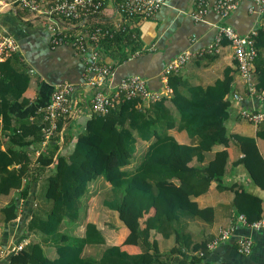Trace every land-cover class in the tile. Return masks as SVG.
Masks as SVG:
<instances>
[{"label": "trees", "instance_id": "16d2710c", "mask_svg": "<svg viewBox=\"0 0 264 264\" xmlns=\"http://www.w3.org/2000/svg\"><path fill=\"white\" fill-rule=\"evenodd\" d=\"M255 43V89L264 93L262 32ZM224 45L230 47L229 41L222 39ZM136 54L145 51L139 52L138 37L133 40L131 33L118 32L101 43V55L111 60L113 68ZM208 56L189 62L196 64ZM21 57L14 55L0 63V198H7L0 209V225L18 217L21 199L29 209L24 211L22 237L15 241L27 243L5 264H210L207 244L212 237L197 240L192 225H211L215 214L214 208H199L195 200L207 194L213 182L218 190H226L221 181L230 165L228 153H214V149L237 148L242 157L231 165L242 166L251 182L264 191V159L256 139L230 135L225 126L232 70L226 69L221 79L205 87L190 83L180 73L171 74L166 82L171 95L148 103L125 100L105 115L91 114L74 139L63 134L68 120L62 118L58 133L33 161L29 151L39 149L44 113L36 107L25 119L11 114L15 103L30 106L24 93L35 78ZM172 130L184 133L191 143H179ZM256 137L264 140V121ZM65 142L71 146L66 154L61 152ZM139 143L148 146L136 154ZM132 164L134 168L127 170ZM99 179L109 185L99 194L101 209L117 213L127 231L122 245L136 246L140 253L130 255L120 246L108 245L98 224L84 221L90 186ZM232 190L235 217L244 215L252 222L262 216L259 198L242 187ZM155 235L171 239L173 246L161 252ZM44 247L53 250L52 257Z\"/></svg>", "mask_w": 264, "mask_h": 264}, {"label": "crops", "instance_id": "0c3cea01", "mask_svg": "<svg viewBox=\"0 0 264 264\" xmlns=\"http://www.w3.org/2000/svg\"><path fill=\"white\" fill-rule=\"evenodd\" d=\"M2 0H0L1 2ZM196 0H166L156 16L152 19H136L135 27L138 37L139 52L145 51L144 55L134 56L127 62L115 68V75L112 84L118 83L121 79L138 75L146 80L150 91L161 94L163 84L159 74L163 67L174 57L185 51L197 52L206 49L214 41L217 27L230 26L237 33L244 35L256 27L258 18L249 13L251 0H237L238 6L226 19H221L214 12L210 11L202 22H193L189 16L194 8ZM213 4L216 0H206ZM20 15H19V14ZM20 10H11L9 8L0 9V23L5 31L12 35L19 43L23 60L35 76L30 88L24 93V97L30 101L28 108H22L15 103L11 108V114L19 119H25L29 116L31 110L45 105L49 100V94L57 85L62 82H70L75 85V92L71 97L72 105L75 110V116L67 119L62 127L64 135L67 134L71 139L76 138L77 133L83 129L86 120L91 116L90 102L93 95L91 89L83 85L82 62L73 53L70 46L51 47L49 38L41 23L33 20L31 16ZM111 3L104 12L102 21L113 23L117 20L114 16ZM205 56V55H204ZM203 57V56H202ZM209 57V58H208ZM207 58L195 62H188L180 71V75L190 79L192 84L203 87L211 85L217 79H221L226 69H231L233 74V85L231 91L241 93L242 87L237 76L236 65L233 61L232 50L228 45L220 47L216 54H209ZM107 63L111 60L106 59ZM108 93L112 90L106 91ZM243 96L241 102H233L231 93L226 96L230 100L229 117L225 122L228 134L241 135L245 137H254L260 154L264 159V140L256 137L258 126L251 125L239 117L241 109L245 108H264L263 104H257ZM39 109V110H40ZM38 110V111H39ZM32 119V117H30ZM170 133L181 144H189L190 140L184 133H178L175 130ZM65 142L61 146V152L67 153L71 146ZM147 143H139L136 154H140ZM225 150L228 153L229 166L227 173L221 181L226 190L220 191L217 183L213 182L207 194L198 197L195 201L199 208H214V221L211 225L195 224L192 225L197 232V240L204 236L213 239L219 228L233 225L236 227L237 235L251 237L253 240L252 252L248 256L237 253L234 244V238L226 243H222L210 251L207 258L210 264H264V232L255 233L240 227L235 220V212L231 207L233 200V190L242 187L249 194L261 200V208L264 211V191L255 186L249 179L245 169L242 166H232L231 164L242 157L238 149L231 146L229 148L216 147L214 153ZM134 168V165L127 167V170ZM178 183L177 180L174 184ZM109 188V185L99 179L96 185L90 186V199L96 200L99 194ZM34 188V192H35ZM15 194L14 192L11 194ZM9 196V198L11 197ZM7 204V198H0V209ZM20 215L7 225L9 231L0 238V248H6L9 241L10 230L14 227L22 229L25 226L24 211L29 209L24 207V203L19 208ZM90 210L88 206L86 212ZM105 212V211H103ZM153 210L149 215L153 214ZM86 222L97 223L96 219H88ZM6 227V226H4ZM1 229V227H0ZM14 231H17L16 229ZM122 236L118 239L112 235L114 241H109L108 245L120 246L122 251L130 255L140 253L136 246L122 245L127 231L122 227L120 229ZM161 252L168 251L172 246V240H164L160 235H155ZM20 238V237H19ZM13 243V242H12Z\"/></svg>", "mask_w": 264, "mask_h": 264}, {"label": "built area", "instance_id": "2783aa9c", "mask_svg": "<svg viewBox=\"0 0 264 264\" xmlns=\"http://www.w3.org/2000/svg\"><path fill=\"white\" fill-rule=\"evenodd\" d=\"M166 0H2L1 8L20 10L31 16L33 20L41 23L48 35L51 47L70 46L73 53L82 62L83 85L93 91L90 102L91 114L105 115L116 109L125 100L139 98L144 103L159 100L162 96L171 95L167 86V77L178 74L185 65L195 57L205 54H216L221 47L222 39L230 43L233 61L237 68V76L242 92L231 91V100L241 102L243 96L264 105V93L255 89L254 62L257 58L255 40L259 33L264 34V0H251L249 13L258 18L255 28L241 35L230 26L217 27L214 41L201 51H185L170 60L159 74L163 84L161 94L150 91L146 80L138 75H131L112 84L115 68L107 63L101 55V43L104 39H111L115 33H131V38L137 40L136 19H152L156 16ZM111 3L114 16L113 23L102 21L107 6ZM238 6L237 0H216L210 4L206 0H196L189 16L193 22H202L206 15L212 11L221 19H226ZM14 55H20L18 41L8 34L0 23V63ZM137 55V54H136ZM135 55V56H136ZM22 58V57H21ZM23 59V58H22ZM75 85L62 82L51 92L49 103L38 112L44 113L45 126L42 128V140L39 149L29 152L30 158L35 161L44 152L47 144L58 133V121L75 116L71 97L75 92ZM112 90L108 93L106 91ZM241 120L258 126L264 121V108L241 109ZM62 140V139H61ZM25 183V180H23ZM23 199L19 201V208ZM20 213V210H19ZM21 214V213H20ZM237 224L255 233L264 232V213L252 222H248L244 215L235 217ZM234 238L238 254L248 256L252 252L253 240L251 237L237 235L233 225L219 228L214 238L207 244L211 251L218 245ZM26 240L19 243L11 242L6 248H0V264L10 255L20 251ZM202 256V253H200Z\"/></svg>", "mask_w": 264, "mask_h": 264}, {"label": "rangeland", "instance_id": "374dc122", "mask_svg": "<svg viewBox=\"0 0 264 264\" xmlns=\"http://www.w3.org/2000/svg\"><path fill=\"white\" fill-rule=\"evenodd\" d=\"M53 171V168H51L49 170V172L51 173ZM99 180L93 182L95 185ZM103 181V180H102ZM90 191V189H89ZM40 197H42V194L39 195ZM88 206H90V210L88 211V214L86 212L85 215V219L84 221L88 220V219H96V221L98 222V226L100 227L103 235L105 234L106 237H109V241H114L112 238V235L115 236L116 239L120 238L122 236L120 229H122V225L119 223L118 218H117V213L115 212H110V211H105L103 212V210L101 209V206L99 204V199L96 200H89L87 201ZM20 215V213L18 214ZM0 229V238L2 237V235L6 232L9 231V227H3L1 226ZM20 227V226H19ZM19 227H14L12 230H10V234H9V239H11L13 242H15L16 240L19 241V237H22L21 235V228L19 229ZM81 228V227H79ZM17 231H14V230ZM104 236V237H105ZM114 238V239H115ZM106 240V238H105ZM27 243V240L25 241ZM11 243V241H9L7 243V245L9 246ZM44 250L46 252V255L48 257H52L54 252L53 250H47L44 247Z\"/></svg>", "mask_w": 264, "mask_h": 264}]
</instances>
